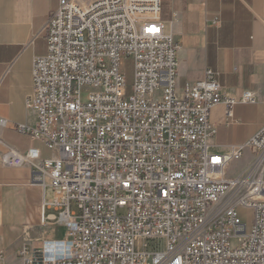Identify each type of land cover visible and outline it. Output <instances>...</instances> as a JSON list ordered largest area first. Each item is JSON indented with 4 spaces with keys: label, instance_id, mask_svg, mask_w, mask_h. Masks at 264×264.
<instances>
[{
    "label": "built area",
    "instance_id": "1",
    "mask_svg": "<svg viewBox=\"0 0 264 264\" xmlns=\"http://www.w3.org/2000/svg\"><path fill=\"white\" fill-rule=\"evenodd\" d=\"M162 7L163 0H60L50 15L48 51L34 58L26 103L36 123L15 127L52 156L9 147L0 160L30 164L33 182L53 189V219L68 238L45 242L39 259L24 247L20 264H264V126L228 151L211 142L213 108L224 104L231 117L235 104L256 97L227 96L211 68L179 93L181 45L166 31Z\"/></svg>",
    "mask_w": 264,
    "mask_h": 264
},
{
    "label": "crops",
    "instance_id": "2",
    "mask_svg": "<svg viewBox=\"0 0 264 264\" xmlns=\"http://www.w3.org/2000/svg\"><path fill=\"white\" fill-rule=\"evenodd\" d=\"M59 4L60 0H0V120L8 121L5 126L0 123V158L9 147L21 152L37 147L44 158L52 156L42 142L15 125L36 123L26 104L33 93V61L48 51L45 27ZM162 19L165 26L170 22L166 31L181 45L179 93L203 79L209 68L219 73L227 96L241 99L245 91L254 93L256 102L235 104L231 117L224 104L211 113L217 130L211 140L215 149L228 151L232 144L247 142L264 126L263 117L260 123L249 124L244 139L238 137L240 108L264 115V0H163ZM230 128L233 138L222 141L223 131ZM32 175L30 164L4 166L0 160V264H20L24 247L39 259L45 242L68 238L67 226L53 219L58 215L49 205L53 189L34 183Z\"/></svg>",
    "mask_w": 264,
    "mask_h": 264
},
{
    "label": "rangeland",
    "instance_id": "3",
    "mask_svg": "<svg viewBox=\"0 0 264 264\" xmlns=\"http://www.w3.org/2000/svg\"><path fill=\"white\" fill-rule=\"evenodd\" d=\"M170 22L166 21V30H170ZM124 69L127 75V94L130 96L133 94V84H134V77H135V66L134 61L132 59H128L124 62ZM90 89L85 88L84 93H87ZM264 115L261 114L258 110L251 109L249 107H242L238 111L237 119L240 120V126H239V139H244L249 131H250V125L249 124H255L260 123L262 121ZM263 127V126H262ZM228 130V129H227ZM223 137L224 139L220 138L222 141H226L233 138L234 136V128H230L229 131H223ZM246 143V142H245ZM250 158L249 153L246 154V157H244L242 160L237 162H232V165L230 167L229 174L230 175H236L242 169L248 164V159ZM75 208V206H73ZM120 213H125V210H120ZM251 211L248 209L243 210V217L246 219V221L250 222L251 220ZM236 241H233V244H235ZM138 247V246H137ZM142 249H145L143 243L140 246ZM154 249V244L152 242H149L148 250L152 251Z\"/></svg>",
    "mask_w": 264,
    "mask_h": 264
}]
</instances>
